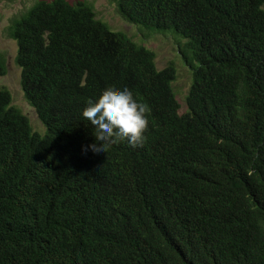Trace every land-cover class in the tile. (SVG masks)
I'll return each mask as SVG.
<instances>
[{"label":"trees","instance_id":"16d2710c","mask_svg":"<svg viewBox=\"0 0 264 264\" xmlns=\"http://www.w3.org/2000/svg\"><path fill=\"white\" fill-rule=\"evenodd\" d=\"M116 2L126 22L185 40L187 111L172 65L158 70L89 3L40 0L14 17L21 90L45 134L0 86V264H264V0ZM108 88L147 105L143 146L92 151L82 111Z\"/></svg>","mask_w":264,"mask_h":264},{"label":"rangeland","instance_id":"374dc122","mask_svg":"<svg viewBox=\"0 0 264 264\" xmlns=\"http://www.w3.org/2000/svg\"><path fill=\"white\" fill-rule=\"evenodd\" d=\"M37 1L40 0H0V58H3L6 68V74L0 77V86L5 87L10 92L12 106L18 108L28 118L33 132L42 136L45 134V128L39 121L35 110L24 98L21 90L20 69L15 63L16 43L7 36V28L11 20L26 12ZM67 1L70 3H89L98 20L106 23L113 31L124 33L137 44L152 51L158 70L172 65L175 69V78L171 86L179 105V114L186 113L185 98L191 87L192 70L185 58V40L181 36L172 32H148L139 26L126 22L117 11L116 0Z\"/></svg>","mask_w":264,"mask_h":264},{"label":"clouds","instance_id":"9594fccd","mask_svg":"<svg viewBox=\"0 0 264 264\" xmlns=\"http://www.w3.org/2000/svg\"><path fill=\"white\" fill-rule=\"evenodd\" d=\"M148 111L147 105L139 102L127 88L104 90L82 111L83 118L94 126L98 144L102 145H90L92 151L104 153L121 141H127L133 148L143 146L149 129Z\"/></svg>","mask_w":264,"mask_h":264}]
</instances>
